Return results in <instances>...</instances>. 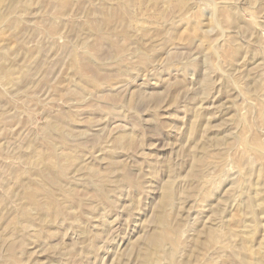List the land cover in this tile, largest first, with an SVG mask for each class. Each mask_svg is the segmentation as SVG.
I'll list each match as a JSON object with an SVG mask.
<instances>
[{
    "label": "rangeland",
    "instance_id": "374dc122",
    "mask_svg": "<svg viewBox=\"0 0 264 264\" xmlns=\"http://www.w3.org/2000/svg\"><path fill=\"white\" fill-rule=\"evenodd\" d=\"M0 264H264V0H0Z\"/></svg>",
    "mask_w": 264,
    "mask_h": 264
},
{
    "label": "bare ground",
    "instance_id": "6f19581e",
    "mask_svg": "<svg viewBox=\"0 0 264 264\" xmlns=\"http://www.w3.org/2000/svg\"><path fill=\"white\" fill-rule=\"evenodd\" d=\"M170 197H171V195H168V196H167V198H170Z\"/></svg>",
    "mask_w": 264,
    "mask_h": 264
}]
</instances>
